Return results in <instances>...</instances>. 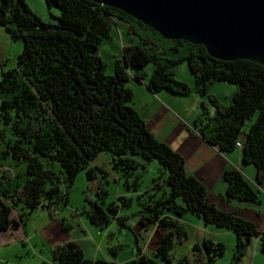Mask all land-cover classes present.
Listing matches in <instances>:
<instances>
[{
  "label": "trees",
  "instance_id": "1",
  "mask_svg": "<svg viewBox=\"0 0 264 264\" xmlns=\"http://www.w3.org/2000/svg\"><path fill=\"white\" fill-rule=\"evenodd\" d=\"M43 1L47 7L58 8L56 22L41 19L25 0H0V25L10 38L22 42L15 66L1 69L0 91L6 95L0 100V124H7L10 134L6 137L0 127V142H4L0 154L24 163L21 173L0 166V230L23 224L26 215L37 207L53 215L59 203L66 201V187L81 169L87 192L80 210L94 225L107 226L117 208L132 199L117 195L119 203L103 204L106 189L100 177L105 171L88 163L99 151H108L112 167L134 175L133 189L139 187L141 176V171H135L145 170L152 159L158 163L150 185L135 195L141 218L157 221L164 228L154 255L135 252L122 262L88 258L74 240L67 239L50 247L53 263L166 264L174 244L186 237V231L180 221L163 212L181 215L188 211L204 223L230 229L235 244L228 264H238L248 235L259 236V249L264 252V232L234 211L218 208L208 199L203 183L186 173L184 157L152 135L130 104L132 90L127 84L133 78L144 80L154 92L168 89L187 94L193 88L206 95L213 106L212 121L194 123L198 133L220 151L240 148L242 162L255 167V185L238 169L224 168L223 195L226 199L256 201L258 188L264 189L263 65L248 58H216L202 44L177 38L171 39L175 42L173 50L178 49V43H184L186 50L175 57L151 52L139 43L122 44L120 57L114 59L112 72L106 74L98 45L110 38L112 25L118 19L131 18L149 26L93 0ZM182 61L192 76V86L174 76L172 66ZM149 62L152 68L147 73L143 67ZM216 80L236 85L228 103L207 92V83ZM200 104L206 113L204 101ZM17 174L24 179L8 186ZM124 182L128 185L126 179ZM122 218L117 216L119 224H123ZM223 250L222 242L204 238L192 243L189 253L177 258V264H211Z\"/></svg>",
  "mask_w": 264,
  "mask_h": 264
},
{
  "label": "rangeland",
  "instance_id": "2",
  "mask_svg": "<svg viewBox=\"0 0 264 264\" xmlns=\"http://www.w3.org/2000/svg\"><path fill=\"white\" fill-rule=\"evenodd\" d=\"M25 1L41 19L56 22L54 15L58 13L57 7H47L43 0ZM128 23L131 24V26H128ZM130 42L139 43L151 52H156L167 57L181 55L185 53L186 50V45L184 43H178V49L173 50L172 45L175 44L173 40L162 37L157 31H154L150 27H145L131 18H126L124 20L118 19L117 24H113L111 27L110 38L102 39L98 45V53L104 62V73L109 74L112 72L114 59L120 57L121 45ZM21 45V39L10 38L0 25V76L1 69L6 70L15 66V56L20 51ZM143 68L149 73L152 68V63H147ZM172 70L175 78L185 82L188 79L192 80V76L187 69L185 61L172 66ZM189 85L191 86L192 84L190 83ZM235 86L234 83L227 81H211L207 83V92L213 94L219 102L225 104L230 101ZM5 95V92L0 91V100ZM151 95V93L147 94L143 90H135L134 88L131 105L137 109L140 107L145 109L149 108L150 112L154 113L156 109ZM177 96V99L170 100L171 102L169 103L172 106L157 100L159 103H163L165 108L169 110V115L163 116V118L159 120V122H164L165 124L162 133L167 135L168 131L172 129V127L170 128V121L177 122L181 116L188 120V122H193V120H195L196 123H198V121H212L213 106L208 102L206 95L199 94L192 88L187 94H179ZM201 101H204L206 105V113L203 112L204 109L200 104ZM0 127H2L5 136L8 137L10 132L8 128H6L7 124H0ZM245 127L246 125L242 128L239 134L240 137L243 136ZM3 143L4 142L1 140L0 149ZM234 149L237 151V147ZM88 164L92 167L98 165L105 171V175L100 177L102 186L106 189L103 204L109 201L119 203L117 194L123 193L121 195H132V203L123 204L121 207L122 213H129L131 210L133 211V209L139 208V205L135 203L136 194L130 191L134 187V175L131 173L126 175L120 169L112 167L108 151H99ZM157 165V161L152 159L147 162L145 170L142 171V169L139 168L135 171V173L141 171V176L138 177L140 179L138 185L140 189H143L149 184L151 176L156 173ZM0 166H8L12 171H18V173L24 170L23 162L15 163V160L10 156H1V154ZM96 173L98 175L101 174L100 172ZM245 178L252 185H255L252 179L246 176ZM23 179L24 176L17 174L8 183V186L12 187ZM125 179L128 185L124 182ZM86 183L85 172L81 169L75 174L72 183L66 187V201L59 203L53 215H49L44 207H37L26 215L24 220V227L27 232L26 243L22 244L20 241H16L15 246L10 245L9 251L14 248H19V250L16 251V256L9 257V262L11 264H55L51 259L50 247L54 243L67 240L70 237H72V239L70 238L71 240H74L82 247L83 254L88 258L101 257L114 260H126L131 258L134 248L132 245L133 234L129 228L120 226L117 221H112V223L104 228H100L90 223L85 213L80 210L83 205V197L87 192ZM11 214L15 215L16 213L12 211ZM61 235H67L68 238H64L63 240V236ZM225 241L226 245L224 246L222 254L213 264H226L233 253L231 252V246L228 244V241ZM183 251L184 244L177 245L175 250H173V254H175L171 258L172 261L169 264H175L177 256L181 255ZM255 259V264H264V260L260 263L257 262L260 261L262 257H255ZM246 263V260L243 261V264Z\"/></svg>",
  "mask_w": 264,
  "mask_h": 264
},
{
  "label": "crops",
  "instance_id": "3",
  "mask_svg": "<svg viewBox=\"0 0 264 264\" xmlns=\"http://www.w3.org/2000/svg\"><path fill=\"white\" fill-rule=\"evenodd\" d=\"M186 82L192 84L191 79L186 80ZM127 84L132 90V97L134 88L135 90L140 89L145 91L147 94H152V101L154 100L156 109L154 113L150 112L149 108L145 109L140 107L137 109L134 107V109L138 112L139 116L143 119L144 123L155 138L165 142L184 157V169L186 173L194 175L203 183L208 199L222 210L234 211L236 214L249 219L253 222L257 230L264 232L263 188H258V199L256 201H246L236 198L226 199L223 195L225 181L221 177V172L226 167L236 168L247 178H250L253 181L255 180V167L252 163L242 162L240 157V148L237 147V151L234 149L235 147L229 151L218 150L214 145L210 144L201 134L198 133L195 120H193V122H188V120L184 119L183 116H181L177 122L170 121L169 124L170 128L172 127V129L168 131L167 135L162 133L165 124L164 122H159V120L163 118V116L169 115V110L165 108L163 103L161 104L157 100L163 101L164 103H168L170 105V100L177 99L176 97H178L177 95H179V93L172 92L168 89H160L154 92L144 85V80L137 81L133 78H129ZM131 102L132 99L130 104ZM154 175L155 174L152 176ZM149 185L150 180L146 187ZM130 191H133L134 194H137L139 191H141V189L140 187H135V189H131ZM121 194L123 193H118L117 195ZM129 196L132 195L129 194ZM126 202V204L132 203L131 199ZM135 203L138 204V201L136 200ZM121 207L122 205L117 208L116 212L111 216V220L108 224L112 223V221L118 222L117 216H123L121 219L123 224L119 225L129 228L133 234L132 245L134 251L131 257L135 255V252L153 256L155 246L160 235L164 231V228H162L161 225H158L157 221L153 222L147 219H142L139 212L137 211L138 208L133 209V211L131 210L129 213H122ZM163 213L180 221L186 231V237L180 241H177L173 248V250H175L177 245L184 244V251L181 255L189 253L192 243H199L202 239L207 237L213 239L214 241L222 242L224 246L226 245L225 240H227L228 244L231 246V252H233L235 236L230 229L215 225L213 223H204L200 217L188 211L182 213L181 215H174L169 212ZM26 236L27 232L24 227V222L16 228L0 230V264H11L9 262V257L16 256V251H18L19 248H14L9 251L8 249L10 245L15 246L16 241H20L22 244L26 243ZM61 236H63V240L64 238H68L67 235ZM70 238L72 239V237ZM259 245V236L248 235L246 238L244 251L239 258V264H243V261L245 260L247 262L246 264H255V257H262L260 261H257L258 263L262 262L264 260V256H262L264 255V252L260 251ZM78 246L82 249L80 245ZM179 256H177V258ZM216 259L211 264H213ZM229 260L226 264H228ZM114 261L122 262L124 260L115 259ZM171 261L172 260L170 259L166 262V264H169ZM177 263L178 262L176 259L175 264Z\"/></svg>",
  "mask_w": 264,
  "mask_h": 264
},
{
  "label": "water",
  "instance_id": "4",
  "mask_svg": "<svg viewBox=\"0 0 264 264\" xmlns=\"http://www.w3.org/2000/svg\"><path fill=\"white\" fill-rule=\"evenodd\" d=\"M120 9L168 39L202 44L213 57L264 67V0H93Z\"/></svg>",
  "mask_w": 264,
  "mask_h": 264
},
{
  "label": "built area",
  "instance_id": "5",
  "mask_svg": "<svg viewBox=\"0 0 264 264\" xmlns=\"http://www.w3.org/2000/svg\"><path fill=\"white\" fill-rule=\"evenodd\" d=\"M235 144H236V146H239L240 145V142L239 141H236Z\"/></svg>",
  "mask_w": 264,
  "mask_h": 264
}]
</instances>
